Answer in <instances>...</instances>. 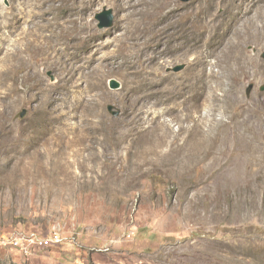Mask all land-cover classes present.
<instances>
[{"label": "rangeland", "instance_id": "1", "mask_svg": "<svg viewBox=\"0 0 264 264\" xmlns=\"http://www.w3.org/2000/svg\"><path fill=\"white\" fill-rule=\"evenodd\" d=\"M262 23L255 0H0V233L74 239L0 264H264V42L229 48Z\"/></svg>", "mask_w": 264, "mask_h": 264}, {"label": "bare ground", "instance_id": "2", "mask_svg": "<svg viewBox=\"0 0 264 264\" xmlns=\"http://www.w3.org/2000/svg\"><path fill=\"white\" fill-rule=\"evenodd\" d=\"M255 4L257 5V8L259 7L260 8V10L262 9H264V0H255ZM240 13H242V12H240ZM244 14V13H243ZM260 14H261V12H260ZM233 16H235V15H233ZM238 17V16H237ZM236 17V18H237ZM262 17H263V15H262ZM258 18V17H257ZM234 19H235V17H234ZM238 20V19H237ZM249 20V19H248ZM253 21H254V18L252 19ZM247 21V20H246ZM256 21V20H255ZM259 21V20H258ZM258 21H257V23H258ZM251 22V21H250ZM246 23V22H245ZM249 23V22H248ZM253 23H255V22H253ZM256 23V24H257ZM259 24V23H258ZM261 25V26H260ZM259 26V30L254 34V35H252L251 33H248V31H246V30H244V31H242V32H236V30H235V33H237V34H235V35H237L235 38H236V40H235V42L234 43H232V45L231 46H229V48L230 49H232L233 48V50L232 51H235V49H236V45L238 44V42H239V40L238 39H245V38H248L250 35L252 36V37H255L256 39H261L263 42H264V23H262V24H260ZM258 26V25H257ZM45 27L46 26H41L40 27V29H41V31L38 33V34H35V35H41V36H39V37H37V39H42L43 37H45L44 35H52V34H48V33H46V30H45ZM252 27H253V24H252ZM256 28V27H255ZM246 29V28H245ZM242 30V29H241ZM252 30V29H251ZM239 31V30H238ZM255 31V30H254ZM253 31V32H254ZM234 35V36H235ZM0 38L2 39V37L0 36ZM46 40H47V38H46ZM46 40H45V42H46ZM45 42H44V44H45ZM44 44H43V46H44ZM227 44V43H226ZM230 45V44H229ZM224 46H226L225 44H224ZM222 44L220 45L219 44V42L217 41L215 44H213V47H212V49L210 50V55H212V58H214V65L213 66H215V67H219V65H221L223 62H224V59L226 58V54H227V52L229 51H227V49L224 47ZM232 53V52H231ZM230 53V54H231ZM228 55H229V53H228ZM227 55V56H228ZM234 55V54H233ZM222 66V65H221ZM264 72V71H263ZM262 72V73H263ZM212 75V73L210 74V76ZM263 78H264V75H263ZM211 85V84H210ZM210 96V95H209ZM210 98V97H209ZM211 101L212 102H214V105H213V109L216 111L217 109H216V106H215V103L217 102V100H218V98L216 97V95H213L212 94V96H211ZM225 101L226 102H229L230 104H232V103H234L235 102V97H234V95H226L225 96ZM222 109V108H221ZM223 110V109H222ZM190 116V115H189ZM186 118H188L187 116H186ZM185 118V119H186ZM190 118H192L191 116H190ZM263 120H264V117L262 118ZM213 121L215 120V119H212ZM222 120H219L218 122H217V124H219V123H223V122H221ZM246 121H247V119H242V120H239V121H235V122H231L230 123V126H229V130H230V132H231V138H232V140L234 141V140H241L242 139V130L243 129H248V126L246 125ZM198 122V121H197ZM183 124V123H182ZM186 124V123H185ZM224 124V123H223ZM186 128V127H185ZM181 129V128H180ZM184 130V129H183ZM190 131V130H189ZM192 131V130H191ZM179 132L181 133V130H179ZM195 132V131H194ZM179 133V134H180ZM183 133V132H182ZM169 135H171V134H169ZM191 135V134H190ZM176 139V141H178L179 142V145H180V147L182 148V147H184V145H185V143H186V140H187V136L186 135H184V134H180V135H178L177 136V138H175ZM165 140V139H164ZM187 142H189V141H187ZM166 143V142H165ZM190 145V144H189ZM188 145V146H189ZM167 146V145H166ZM187 146V147H188ZM191 146V145H190ZM179 147V148H180ZM187 147H185V149L187 148ZM183 149V148H182ZM51 171V170H50ZM54 173V172H53ZM65 178V177H64ZM69 179V178H68Z\"/></svg>", "mask_w": 264, "mask_h": 264}, {"label": "built area", "instance_id": "3", "mask_svg": "<svg viewBox=\"0 0 264 264\" xmlns=\"http://www.w3.org/2000/svg\"><path fill=\"white\" fill-rule=\"evenodd\" d=\"M73 240V238L63 235L58 228L47 234L22 231L3 232L0 233V249L18 252L23 258L30 259L40 253L59 248L65 242L71 244L74 242Z\"/></svg>", "mask_w": 264, "mask_h": 264}, {"label": "water", "instance_id": "4", "mask_svg": "<svg viewBox=\"0 0 264 264\" xmlns=\"http://www.w3.org/2000/svg\"><path fill=\"white\" fill-rule=\"evenodd\" d=\"M179 1L188 2L190 0H179ZM95 19L98 21V28L99 29L108 28V27H110L112 25V21H113L112 11L103 9L102 12H100V13L95 15ZM263 58H264V53H263ZM183 68H184V65L177 66V67H174L172 69V71L178 72V71L182 70ZM168 71H170V70H168ZM109 86L111 88H116L117 87V83L114 82V81H110ZM107 110L113 116H118L119 115V111L114 110L113 106H111V105L107 106Z\"/></svg>", "mask_w": 264, "mask_h": 264}, {"label": "crops", "instance_id": "5", "mask_svg": "<svg viewBox=\"0 0 264 264\" xmlns=\"http://www.w3.org/2000/svg\"><path fill=\"white\" fill-rule=\"evenodd\" d=\"M91 258H92V260H94V259H93V256H92ZM93 262H94V264L96 263L95 261H93Z\"/></svg>", "mask_w": 264, "mask_h": 264}]
</instances>
